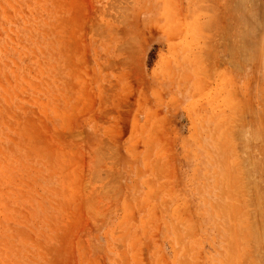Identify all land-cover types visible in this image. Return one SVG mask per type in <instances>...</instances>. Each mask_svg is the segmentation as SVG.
<instances>
[{
    "label": "rangeland",
    "instance_id": "obj_1",
    "mask_svg": "<svg viewBox=\"0 0 264 264\" xmlns=\"http://www.w3.org/2000/svg\"><path fill=\"white\" fill-rule=\"evenodd\" d=\"M263 225L264 0H0V264H264Z\"/></svg>",
    "mask_w": 264,
    "mask_h": 264
},
{
    "label": "bare ground",
    "instance_id": "obj_2",
    "mask_svg": "<svg viewBox=\"0 0 264 264\" xmlns=\"http://www.w3.org/2000/svg\"><path fill=\"white\" fill-rule=\"evenodd\" d=\"M250 221V220H249ZM254 225V224H253ZM255 226V225H254ZM264 226V225H263ZM251 230H254V229H251ZM259 230V229H258ZM255 231V230H254ZM256 232V231H255ZM258 232V231H257ZM259 233H261V234H263L264 235V230L263 229H260V231H259ZM259 233H256V235L257 234H259ZM256 235H254V236H256ZM258 236V235H257ZM256 236V237H257ZM258 238H259V236H258ZM263 239H264V236H263ZM254 242H256V241H254Z\"/></svg>",
    "mask_w": 264,
    "mask_h": 264
}]
</instances>
